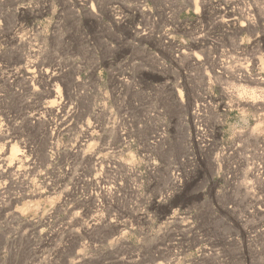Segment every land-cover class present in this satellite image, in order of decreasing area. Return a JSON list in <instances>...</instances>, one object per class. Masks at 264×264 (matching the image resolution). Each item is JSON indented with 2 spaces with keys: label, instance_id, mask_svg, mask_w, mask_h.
Instances as JSON below:
<instances>
[{
  "label": "rangeland",
  "instance_id": "374dc122",
  "mask_svg": "<svg viewBox=\"0 0 264 264\" xmlns=\"http://www.w3.org/2000/svg\"><path fill=\"white\" fill-rule=\"evenodd\" d=\"M1 133L0 264H264V0H0Z\"/></svg>",
  "mask_w": 264,
  "mask_h": 264
},
{
  "label": "bare ground",
  "instance_id": "6f19581e",
  "mask_svg": "<svg viewBox=\"0 0 264 264\" xmlns=\"http://www.w3.org/2000/svg\"><path fill=\"white\" fill-rule=\"evenodd\" d=\"M228 18H230V16ZM229 20H231V19H229ZM41 66H42L41 63H38V62H36L34 60L33 61L29 60V61H26V62H22V64H19V66L16 67L14 70H11L9 68L11 70V71H9V77L12 78V79L21 78L24 81L23 83L27 84L28 86H33V84L36 83L37 80H40V77H42L44 75H46V77L48 79L52 78V76L50 74H48V70L44 69ZM51 82H53V81H51ZM248 94L249 95L252 94V91L248 92ZM7 138H8V136H7L6 133H1L0 134V139H7ZM10 152H11L12 155L19 154V153H17V148H14L13 146H11ZM19 155H21V154H19ZM13 160H15V159H13ZM16 160H17V158H16ZM14 162H12V163H14ZM7 164H8V162H7ZM10 166H12V165H10ZM14 167H16V166H14ZM6 169L8 170V168H5V171H6ZM3 172H4V170H3Z\"/></svg>",
  "mask_w": 264,
  "mask_h": 264
}]
</instances>
